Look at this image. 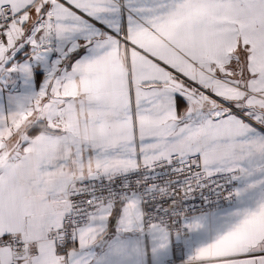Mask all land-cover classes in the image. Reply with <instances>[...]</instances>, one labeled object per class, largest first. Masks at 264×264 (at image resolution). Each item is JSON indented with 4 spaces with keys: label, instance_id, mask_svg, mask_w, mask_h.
<instances>
[{
    "label": "snow or ice",
    "instance_id": "1",
    "mask_svg": "<svg viewBox=\"0 0 264 264\" xmlns=\"http://www.w3.org/2000/svg\"><path fill=\"white\" fill-rule=\"evenodd\" d=\"M0 264H264V0H0Z\"/></svg>",
    "mask_w": 264,
    "mask_h": 264
}]
</instances>
